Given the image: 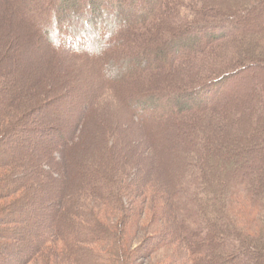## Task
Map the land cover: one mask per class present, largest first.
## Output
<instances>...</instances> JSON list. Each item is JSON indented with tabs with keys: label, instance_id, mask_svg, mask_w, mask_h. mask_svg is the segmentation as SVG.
Here are the masks:
<instances>
[{
	"label": "trees",
	"instance_id": "obj_1",
	"mask_svg": "<svg viewBox=\"0 0 264 264\" xmlns=\"http://www.w3.org/2000/svg\"><path fill=\"white\" fill-rule=\"evenodd\" d=\"M201 1L36 0L18 12L13 22L0 20V33L15 34L20 28L18 32L25 33V40L20 34L14 35L15 45L23 47L25 42L43 41V54L48 60L44 61L40 76L26 81V77L16 78L12 74L10 77L7 63L3 65L4 58L12 51L6 48L0 55V180H3L0 196L11 195L14 186L19 187L23 182L26 189L40 190L42 180L37 181L36 176L56 182L70 173L87 183L107 209L106 215L119 213L107 223L95 209L85 207L78 200L70 201L64 191L59 200L47 204L52 220H33L41 230L24 237L13 229L15 224L3 222L2 208L0 264L37 263L45 253L50 254L48 248L54 245L62 246L70 264H136V260L159 251L165 254L162 264H261L264 261V154H259L257 159L248 156L255 147L264 151V130L260 136L242 131L250 111L254 126L264 124V88L260 86L246 97L238 89L222 90L229 77L241 71V64L255 62L264 66V25L263 29L259 28L251 18L254 11L264 13V0H226V3L221 0L215 12ZM223 9L228 10L227 15L218 14ZM216 16L218 19L211 22ZM127 17L133 18L122 24ZM205 17L207 21H197ZM121 25L125 36L117 38L118 30H112ZM108 33L111 40H104ZM184 37L185 44L179 48L184 43L179 40ZM228 38L235 40L236 44L231 46L234 52L240 51L242 44L253 43L252 48L248 45L241 50L252 54L248 57L251 60L247 57L234 60L194 83L177 82V73L206 63ZM115 49L122 54L121 61L135 55L141 59L139 66L124 68L122 80L108 74ZM67 76L73 80L68 82ZM97 77L100 80L97 88L85 84ZM139 82L147 84V89L130 94L126 88L136 87ZM91 90L93 95H89ZM31 94L36 96V104L14 125L4 126L9 111L2 107L10 108V103L21 102ZM137 96L151 105L137 108L132 104ZM155 97L163 104H152ZM237 98L245 102L244 107L231 109L229 105ZM54 104H57L55 112L66 113L65 117L55 116V121L62 126L66 123L69 129L63 136L65 129L48 132L51 138L61 137L47 147L50 138L41 136L47 131L34 127L33 123L43 118L40 110ZM113 106L121 113L122 125H117L126 133L117 135L118 141L116 136H111L109 128L96 125L90 132L88 126L95 116L97 120L107 118L102 114ZM219 122L222 128L217 125ZM232 124L235 134L228 139L225 134L229 132L222 134V131ZM159 126L170 127L166 132L169 139L166 133L162 135ZM134 130H143V135L139 133L142 152H150L155 169L151 168L163 177V182H154L149 188L148 180L141 177L143 169L137 165L130 166V175H124V182L120 179L123 157L131 159L125 165L127 168L135 155L141 153L134 147L130 149L135 144L129 143V147L122 138ZM82 133L88 135L82 138ZM217 135H224L222 141L230 146L227 152L232 154V158L226 159L229 166L226 177L223 168L213 169L214 162L215 166L219 164L221 154V144H215L219 141ZM31 136L33 144L28 142ZM257 137L258 141L253 140ZM92 141H96V148ZM163 142L173 149L166 148ZM85 149L90 154L87 161L92 164L76 168L73 151L79 150L78 155ZM175 151L178 158L171 168L177 170L168 176L161 159ZM8 152L15 154L13 165L2 163L10 157L5 155ZM21 154L29 155L38 164L33 173L30 168L24 172L25 163L17 161ZM26 166L31 167L28 163ZM7 169L10 171L3 178ZM6 182L15 184L10 188ZM21 188L24 186L18 190ZM147 212L151 213L148 228L153 231L134 246L129 236L136 237L137 231H141L140 223ZM45 257L43 264H57L52 254Z\"/></svg>",
	"mask_w": 264,
	"mask_h": 264
},
{
	"label": "rangeland",
	"instance_id": "obj_2",
	"mask_svg": "<svg viewBox=\"0 0 264 264\" xmlns=\"http://www.w3.org/2000/svg\"><path fill=\"white\" fill-rule=\"evenodd\" d=\"M36 0H0V20H9V22H13L14 17H17V13L20 11H24L27 8H29L32 5V2H35ZM156 0H154L155 2ZM218 1L221 0H206V1H201L203 3H205L206 7H210L214 12H215V8L217 9V6L219 4ZM226 3V0H224ZM212 3V5H211ZM224 3V4H225ZM241 3H244L243 1H241ZM213 6V7H211ZM228 10L223 9L221 12H218V14H222V16L224 14H228L227 13ZM251 18L253 23H258V26H260L259 28L263 29V25H264V13L263 12H257L254 11L251 14ZM215 17V16H214ZM133 17H127L124 22L122 24L125 23V21H129L131 20ZM190 18V17H188ZM217 16L216 18H214L213 20H211V22L217 20ZM207 21V17H205L204 19L202 18H198L197 21ZM69 21V20H66ZM189 21V19L187 20ZM209 21V20H208ZM251 21V22H252ZM3 22V21H2ZM259 22H262L263 24H259ZM257 26V25H255ZM257 26V27H258ZM15 28V27H14ZM22 30L17 29V32H13L17 35H21V33H19L18 31ZM118 30V32H117ZM112 31H116L117 32V38H122L123 36H125V30L123 29L122 25L118 28H113ZM22 32V31H21ZM15 34H8L7 31H1L0 33V55L3 54V51H5V49H9V51H12L9 54L8 58H4L3 60V65L5 63H7L6 65L8 66V68H10V70L8 71L7 68V73L8 75L11 77L12 75H16V78H23L26 77L25 80L26 81H32L35 78H37V76H40L44 69V61H48L47 57H45L44 53V42L43 41H39L36 44H32V43H23V47H20L19 44L15 45V43H17L16 41L14 42V35ZM25 33H23V35H21L23 38H21L22 40H25L24 35ZM110 33H108L103 39H109L111 40L109 37ZM19 35V36H20ZM185 37L183 40H179L181 43L182 41H184L183 44L179 45V48L182 47L185 44ZM108 44L110 43L107 40ZM236 44L235 40L233 39H226L225 41L221 42L220 45L214 50V52L210 55V57L207 59L206 63H201L199 65H194L186 67L185 69H183L181 72L177 73L175 75L177 82L179 83H185V82H196L199 78L205 76V75H209L212 74L214 72H218L222 69H224L228 63L233 62L234 60L237 59H243L245 57V59H249L251 60L250 57L252 54L247 53V51L242 52L241 50L245 47H247L248 45L249 48H252L251 45H253V43H245L242 44V48L240 49V51H236L234 52V49L232 50L233 47H231L232 45ZM255 44V43H254ZM21 45V44H20ZM96 46V44L94 45ZM250 52V51H249ZM121 53L119 52V50H114L112 57L110 58V62L109 64H112V67H109V76L110 77H114L116 80H122L124 78V74H125V67L129 66L131 68H135L136 66H139L140 64V56L139 55H135V56H128L126 59L124 60H120L119 58L121 57ZM253 59V58H252ZM253 62V65L250 64H241L239 66V69H241V71L239 72H235L234 74H232V76L229 77L228 81H226V83L223 85L224 87L222 88V90L225 89H238L240 90L239 92L242 93V96L247 95L248 92L252 91V90H259V87L263 86L264 88V66L260 65L259 63H255ZM130 64V65H129ZM2 65V64H1ZM5 65V66H6ZM2 67V66H1ZM3 69V67H2ZM16 69V70H15ZM65 71V66L63 68ZM14 71V73H12ZM67 72V71H66ZM12 74V75H10ZM66 80L72 81V76H67ZM161 80V79H160ZM159 80V81H160ZM25 81V82H26ZM80 81H82L80 79ZM98 81L99 77H97V79L94 80V82H92L91 80L85 83L86 85L92 86L97 88L96 86L98 85ZM79 81H76V83H78ZM122 83H124L125 81H120ZM119 82V87L122 88L123 86H121ZM72 83V82H71ZM148 86L147 84H144L142 82H139L138 85L136 87L133 86H129L128 88H126L128 90V92H131L130 94H139L138 91H144L147 89ZM126 87V85H125ZM83 89H85L83 87ZM138 90V91H137ZM83 91V90H82ZM89 95H93V91H89ZM219 94V93H218ZM218 94H216L215 96H213L212 100L213 101ZM43 95V94H42ZM44 96V95H43ZM153 103L152 104H163L161 101V99H159V97H155V99H152ZM37 101V98L34 94H31L29 97H27L24 100H21V102H13L10 103V108H8V106L6 107H2L4 108L6 111L8 110V115L5 118H8L7 120L3 121V125L4 126H12L14 125L15 121L18 120L20 118V116L27 111V109L32 106L35 102ZM36 104V103H35ZM34 104V105H35ZM84 103L79 104V106H82ZM133 105L138 106L137 108L142 109V108H148L151 103H148L147 101L140 99L138 96L136 97V99H133ZM245 102L242 101V99L237 98L236 100L233 101V103H231L230 108H235V107H244ZM57 106V104L51 105L49 107H46L42 110H40V112L43 115V118H38L34 121L33 125L34 127H40L42 129H45L47 132L46 134L44 133V135H41L42 138H50V142H49V146H53L52 142L56 141L57 139H59L61 136L65 135L69 129V125H67L66 123L62 125L59 124V122L55 121V116L60 115L61 117H65L66 113H59V112H55L53 109ZM74 107H72L71 112H69V114L71 115L74 112ZM165 107V106H164ZM162 107V108H164ZM168 108V106H166ZM78 108V107H77ZM160 108V109H162ZM105 110V109H104ZM68 114V115H69ZM97 114V112H96ZM120 112L117 111V107L113 106V108L110 107V109L108 110L107 113H104L102 115H107V118H104L103 120H97L96 116L93 117L90 121V132L93 130V128H95L96 125L99 126H103V127H107L111 130V136H116V141L119 140V138L117 137V135H121V134H126L124 131H122V129L118 126V125H122L121 121V117ZM38 115V114H37ZM248 118L245 120L244 124H243V128L242 131L244 134H250L251 132L253 133H257L260 136V132H263L264 130V124L260 125V126H254L252 118V112L250 111V113L248 114ZM4 117V116H3ZM4 118V119H5ZM222 119V118H220ZM74 119L71 121V123H73ZM118 124V125H117ZM220 128H222V124L219 122L217 124ZM88 128V129H89ZM159 130H161L160 132H162V135L164 133H166L170 127L167 126V128H162L159 126L158 127ZM59 129L63 130L65 129V132L62 133V135L60 137L57 138H51V136L48 134V132L52 131V132H59ZM138 129V128H137ZM229 132V133H227ZM139 133L140 135H143L144 132L143 130H139L137 132V130L133 131V133H130V136H126L127 138H129V140L125 137L124 138L126 141H128V145L130 143H133L135 145L131 146L129 145L130 149H132V147H134V149H137L136 152H141L138 153L137 156L135 155L133 163L129 164V166L127 168H125V165L127 163V161L131 160L130 158H128L127 156L123 157V162L124 163V170L122 172V174L120 175V179L123 180L126 177H124L125 174H128V172L130 171V166L132 165H137V167H139L140 169H143L144 173L142 174V180L143 181H147L148 180V188L150 185L154 184V182H163L162 179L163 177L161 176V174L159 173L158 170H153L152 168H154V166L152 165L151 160L154 159V157L152 155H150V152L148 150L142 152L144 150L143 145H140V138H139ZM225 134L226 138H231L233 136V134H235L233 132V124L230 128H226L224 131H222V134ZM167 134V133H166ZM36 135V134H35ZM88 134L82 133V138H85ZM169 135L167 134V139H169L168 137ZM258 136V137H259ZM223 136L221 135H217L216 138L219 140L217 144H221V146H219V150L221 152V154L219 155V160L217 162V166H215V162L213 163V169L214 170H220L223 168V172L225 174V177L228 176V161L226 160L227 157H231L232 158V154L230 152H227L228 148L230 146H226L222 140L225 138H223ZM255 138L253 140L258 141L260 138ZM14 138V137H13ZM31 139L28 140V142H30V144L34 143V139H32V136L29 137ZM144 139V137H143ZM250 139L247 138V141H249ZM145 142L147 143V141L145 140ZM173 142V141H172ZM18 144L22 143L20 141H17ZM27 143V142H26ZM148 144V143H147ZM92 145H95L96 148V141H92ZM101 146V144H99ZM149 145V144H148ZM163 145H165L166 148H171V146H167V143L163 142ZM44 146V145H42ZM98 146V147H100ZM121 146H124V142L121 143ZM45 148L46 150L48 148ZM150 147V146H149ZM84 148V147H83ZM258 147L253 148L252 153L250 152V154L248 155L249 157L253 158V159H257V157L259 156V154L262 155L264 154V151L261 152L260 149H257ZM128 149V148H127ZM74 150V149H73ZM79 150H75L73 151L74 154L72 155V160H74L76 162L75 166L76 168L79 167V165H91L92 161L88 162L87 158L90 155L87 150L85 149V151L83 153H80L77 155V152ZM128 151V150H127ZM126 151V152H127ZM176 151L173 152L171 155H165V157H163V159H161L164 162V165L166 166L165 168V173L166 175L169 176V174H171L172 172L176 171L177 169L174 168V171L171 168V164L174 160H176V158H178V155ZM5 155H10V157L3 159L2 163H7V165L11 164L13 165V163H15V154H10V152L5 153ZM13 157V158H12ZM26 157V158H25ZM36 157V156H34ZM19 159H17V161L21 164L25 163L22 165L24 172H28L30 169L32 170V173L34 172V170H36L35 168L38 167V164L34 161L33 158H31L29 155L27 154H21L20 157H18ZM133 159V158H132ZM151 159V160H150ZM154 161V160H153ZM26 163H28L31 167L26 166ZM35 163V164H34ZM230 164H233V162H231ZM152 167V168H151ZM10 170L12 168L8 167ZM30 168V169H29ZM9 169H7L6 171L3 172V178L7 177L8 173H9ZM155 169V168H154ZM130 175V174H128ZM37 181L42 180V187L40 190H32V187H28L27 189L25 188L26 182H23L21 184V186H24V188H21L20 190H18L21 186L17 187L14 186V190L13 193L11 195L6 194L7 196H0V209L3 208V214H4V223H11L12 225L15 224V226H13V229L16 230V233H19V235H23L24 237H27L30 235V233L32 231H35V233L41 230V226H38V224H36L35 222H33V220L35 219H41V220H45V221H51V216H49L48 211L50 208L47 207V204L50 203H54L55 201L59 200L63 195V192L66 191V196L68 195V199L70 201H74V200H78L81 203H83L85 205V207H89V208H93L96 210L97 213H99L101 219H103L105 222L110 223L113 219L117 218V216L119 215V213L115 214L114 216H108L106 215V213L108 212L107 209L102 206L101 202L94 196V194L91 192L90 187L87 185L86 182H83V180H79L77 177H72L69 174H66V176H64V179L62 181H52L49 178L46 177H38L36 176ZM162 178V179H161ZM128 179V178H127ZM48 181V182H46ZM3 180H0V184H2ZM61 182H64V184H62ZM5 184H7L10 188L15 184V182H6ZM134 204V202H132ZM31 206L30 209H28L30 211V213H28L27 210V206ZM136 207V205H135ZM104 213V214H103ZM103 214V215H102ZM150 214L149 212L146 213L145 215V219L142 220V222L140 224H143V227L141 228V231H137V235L134 236H129L130 238V242L132 243V245H136L137 243H139L145 236L148 235L149 232L153 231L152 228H148L149 226V222H150ZM14 217L15 219H12L11 217ZM11 220V221H10ZM13 220V221H12ZM33 222V223H31ZM1 223V221H0ZM45 227V226H44ZM1 229V228H0ZM12 229V230H13ZM48 229V227H47ZM129 242V243H130ZM49 249V253H45L40 260H38L37 263H33V264H43L46 257L45 256H49V255H53L52 260L57 263V264H70V259L69 256L66 259V252L63 250L62 246L60 245H54L52 248H48ZM66 253V254H65ZM50 257H48L47 259H49ZM165 259V254L164 251H159L158 253H153V254H147L146 257L140 259V260H136V264H162L164 262ZM89 262L91 263V260H89ZM264 264V261L261 263Z\"/></svg>",
	"mask_w": 264,
	"mask_h": 264
}]
</instances>
